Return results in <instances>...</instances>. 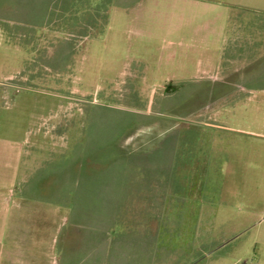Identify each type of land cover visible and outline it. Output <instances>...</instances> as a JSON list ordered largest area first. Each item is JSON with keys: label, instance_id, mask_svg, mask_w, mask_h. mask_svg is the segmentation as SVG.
I'll return each mask as SVG.
<instances>
[{"label": "rangeland", "instance_id": "obj_1", "mask_svg": "<svg viewBox=\"0 0 264 264\" xmlns=\"http://www.w3.org/2000/svg\"><path fill=\"white\" fill-rule=\"evenodd\" d=\"M198 4L187 32L151 17L89 50L77 35L29 54L0 46V74L26 76L0 98L18 113L0 149L56 220L128 224L130 264H264V0Z\"/></svg>", "mask_w": 264, "mask_h": 264}, {"label": "crops", "instance_id": "obj_2", "mask_svg": "<svg viewBox=\"0 0 264 264\" xmlns=\"http://www.w3.org/2000/svg\"><path fill=\"white\" fill-rule=\"evenodd\" d=\"M198 2L200 0H0V46L29 51V54L38 49H53L57 35H77L82 44L79 49L89 50L99 43L97 35L126 28H148L151 17L179 19L165 27L187 32L185 25L199 8ZM23 78L26 76L19 73L16 64L11 72L0 74V98L4 101L15 95ZM17 114L12 112L7 116L4 106H0V130L8 117L14 133ZM11 142L16 141H8L10 147ZM11 154L5 155L0 149V264H85L93 257V263L101 264L102 251L109 259L108 264H119L120 257L125 259L124 264H130V259L137 254L132 250L135 244L128 224L119 231L115 223L102 225L81 216L71 218L66 206L62 208L69 210L66 220H56V205L34 202L39 200L38 185L26 179L29 174L19 168L22 160ZM56 221L61 222L57 230ZM137 224L133 233L139 235L138 244L145 249L150 226L148 229V224ZM109 231L111 234L105 235ZM119 251L123 255H119Z\"/></svg>", "mask_w": 264, "mask_h": 264}]
</instances>
